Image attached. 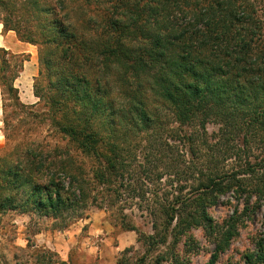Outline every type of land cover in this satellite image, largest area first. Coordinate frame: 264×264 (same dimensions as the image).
Listing matches in <instances>:
<instances>
[{
  "label": "trees",
  "instance_id": "obj_1",
  "mask_svg": "<svg viewBox=\"0 0 264 264\" xmlns=\"http://www.w3.org/2000/svg\"><path fill=\"white\" fill-rule=\"evenodd\" d=\"M0 11L4 32L14 31L21 42L38 48L46 74L39 72L44 82L36 79L33 91L45 108L42 122L54 138L63 136L67 142L51 148L19 140L17 133L6 136L0 150V214L21 211L64 219L80 211L90 190L78 177L77 152L91 160L97 183L111 189L123 185L125 147L116 138L124 129L147 130L154 122L135 79L150 78L157 100L170 105L181 125L197 124L206 132L213 123L224 134L239 131L264 148V26L250 1L0 0ZM0 53L3 109L7 104L25 108L15 82L28 56L4 48ZM114 65L122 71L117 96L102 75ZM29 116L36 119L32 112ZM3 123L13 126L6 119ZM243 166L228 173L214 169L190 192L180 189L166 197L157 204L158 213H150V235L119 217L123 230L137 232L145 247L137 264H167L170 258L177 263L181 241L199 227L218 235L209 262L216 264L237 236L238 225L250 217L253 192L264 195V181L246 184L255 172L250 163ZM228 191L246 196L244 212L214 225L208 209ZM263 242L253 263L264 264Z\"/></svg>",
  "mask_w": 264,
  "mask_h": 264
},
{
  "label": "rangeland",
  "instance_id": "obj_2",
  "mask_svg": "<svg viewBox=\"0 0 264 264\" xmlns=\"http://www.w3.org/2000/svg\"><path fill=\"white\" fill-rule=\"evenodd\" d=\"M244 1H250L264 26V0ZM3 16L0 11V19ZM27 49L28 54H24L28 56V61L24 63L27 68L16 82L17 87H21L18 88L19 94L22 91L21 102L26 107L18 109L7 104L4 110L0 89V150L7 145L6 136L12 133L20 134L17 136L19 140L28 138L46 143L51 148L55 144L67 145L61 140L63 136L54 138V133L50 134L49 127L42 122L45 108L43 103L38 105L40 101L34 96L33 87L38 78L44 82L39 75L40 71L44 72V67L39 63L38 48L29 44ZM120 72L117 65L112 66L111 70H104V74L102 71L113 96H117L120 87H123ZM134 81L135 86L140 84L141 96L146 98L154 122L146 125L147 130L144 126L124 129L118 134V141L115 140L117 143L124 141L127 173L123 185L111 189L108 185L97 183L90 170L91 160L77 152L75 157L82 173L78 177L85 180L90 190L80 211L74 215L67 214L72 217L66 218L67 215H64V219L35 213L28 216L21 211L2 212L0 264H118L120 261L137 264L136 260L143 255L145 247L138 243L137 232L123 230L119 217L131 222L137 231L147 236L152 234L150 213H158L157 204L166 197L176 195L180 189L185 193L190 192L205 173L214 169H223L228 173L242 165L245 168L248 162L255 174L246 184L255 185L258 181H264V148L259 147L257 142L245 140L239 131L230 136L224 134L213 123L207 126L206 132L197 124L181 125L176 121L170 105L157 100L158 94L153 90L150 78ZM120 101L127 102V98L121 96ZM16 111H21L19 116H14L17 115ZM30 112L34 113L36 119L29 116ZM4 119L13 126L6 127ZM246 195H249V191ZM22 197L20 194L16 196L21 203ZM245 200L246 196L235 191L218 195L216 203L208 209L213 224L222 226L230 218L239 216L244 212ZM150 204L153 206L147 210L146 206ZM251 204L250 217H244L238 225L237 236L229 248L219 255L216 264H256L251 259L264 241V195L253 192ZM253 206L256 208L252 210ZM217 239L218 235L205 227L193 228L181 241L178 247L179 261L174 263L209 264ZM51 244H58L63 254L51 250ZM46 245L48 248H44ZM126 249L130 250L124 253ZM160 250L166 251L164 248ZM63 258L67 259L66 263L62 262ZM171 260L167 264H171Z\"/></svg>",
  "mask_w": 264,
  "mask_h": 264
},
{
  "label": "crops",
  "instance_id": "obj_3",
  "mask_svg": "<svg viewBox=\"0 0 264 264\" xmlns=\"http://www.w3.org/2000/svg\"><path fill=\"white\" fill-rule=\"evenodd\" d=\"M4 27L3 25L0 23V48H4L5 50L13 53V54H28V45L29 44H26L24 42H21L16 33L14 31H7V32H4ZM26 65H24V70L22 72V74H25V71H26ZM20 78V77H19ZM19 78L16 80V82L19 81ZM15 82V86L16 88H21L20 86L17 87V83ZM21 90V89H20ZM22 95V91H20V94H19V97H20V101L23 100V97L21 96ZM30 98L28 97V100ZM26 100L27 102H30ZM58 244H51V250L53 251H56L58 254H63L62 251L60 252V249H58ZM44 248H48V245L44 246ZM50 248V247H49ZM62 262L63 263H66L67 262V259L63 258L62 259Z\"/></svg>",
  "mask_w": 264,
  "mask_h": 264
}]
</instances>
